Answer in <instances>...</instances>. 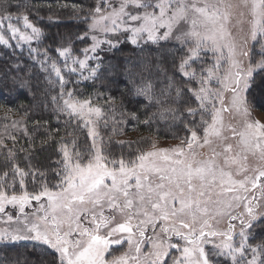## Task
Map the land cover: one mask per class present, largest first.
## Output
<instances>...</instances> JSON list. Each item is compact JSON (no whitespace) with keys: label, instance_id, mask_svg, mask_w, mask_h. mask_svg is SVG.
<instances>
[{"label":"snow or ice","instance_id":"1","mask_svg":"<svg viewBox=\"0 0 264 264\" xmlns=\"http://www.w3.org/2000/svg\"><path fill=\"white\" fill-rule=\"evenodd\" d=\"M12 6V0H0V48L14 56L27 46L57 90L50 102L57 122L64 118L65 134L50 130L48 121L34 122L30 132L28 111L17 119L18 109L0 104L10 121L0 131V264H264V236H257L264 221V121L253 116L257 76L264 81V0L59 5L84 25L76 38L90 43L80 55L71 43L42 47L44 30ZM122 43L141 52L172 45L180 78L150 55L105 67L100 53ZM22 71L20 63H9L0 74V93L8 81L30 87ZM111 72L125 77V91L143 98L145 110L156 111L141 121L115 96L95 91L81 98L69 87ZM185 115L191 119L184 123L186 135H174L179 143L160 147L158 137L117 141L129 149L148 145L127 156L114 154L111 137L101 131L122 135L126 117L150 125ZM42 127L41 145H57L56 168L32 163ZM80 133L86 134L83 143ZM21 242L31 245L34 258L25 253L9 262L5 253Z\"/></svg>","mask_w":264,"mask_h":264},{"label":"trees","instance_id":"2","mask_svg":"<svg viewBox=\"0 0 264 264\" xmlns=\"http://www.w3.org/2000/svg\"><path fill=\"white\" fill-rule=\"evenodd\" d=\"M91 2L92 0H12L13 6L10 8V11H27L30 19L44 30L45 38L43 44L41 45L42 47L50 45L52 48H56L62 45L67 46L69 43H71L75 54L80 55L79 50L90 43V41H80L76 38L80 33L84 31V25L73 18L71 8H61L59 7V5L77 4L88 7ZM17 4L20 5L19 8L16 7ZM49 5L51 6V11H49ZM37 12L38 16L42 17V19H38ZM49 15H52L54 19L49 20ZM53 26H55L56 29L61 30V33L59 34L60 36L57 34V31L56 35L52 34V31H50V27ZM74 28H76V30ZM33 46H36V42H33ZM167 46L168 45H164L163 48H159V51L157 52L158 46L153 45L146 48L144 52H141L130 43H122L120 44L118 49L101 52L100 55L104 59V66L108 67L109 65L113 64L124 65L127 58L137 59L143 55L156 57V54H159L156 58L160 60L162 68L167 70V74L169 76L175 75V77L179 79L180 77L178 72L176 71L172 56L170 58L171 54L163 52V50H166L164 48H168ZM27 52V46H25L24 50L16 49L13 56L11 49L0 48V74L3 73L4 69L8 66L9 63L15 64L18 62L24 69V71L20 72L19 75L24 79L29 80L30 82V87H19L12 85L11 81H8V87L4 89V92L0 93V104L6 103L8 104V106L14 109H18L17 113L19 115H22L25 111H28L29 116L27 119L30 132L33 131L34 122L40 121L41 124H43L44 121H48V128L50 130L59 128V136H63L65 134L63 123L64 118L61 117L59 123L57 122L55 113L52 111L53 106L50 102V97L52 95H56L57 90H54L48 85L47 81L45 80V74L40 71L38 65L33 63V61L29 58V55L26 54ZM51 54L53 56H56V53L54 51ZM181 54L182 53L176 54L175 60L177 63L179 55ZM12 74L15 75L16 73L13 72ZM109 77H114V80L110 79ZM72 79L76 80L77 77L73 76ZM257 79H259V77ZM259 82L262 86L261 92H263V94H260V99V97L257 95V92H255L254 87V95L257 101L255 106L258 108H263L264 106H262L261 101H264V81L260 79ZM163 86L164 78L163 76H161L160 81L156 84V87L159 89ZM69 87H76L81 98H87L95 91L102 92L105 95L110 94L112 96H115L117 98L118 106L122 101L123 108L126 109L127 112H135L139 116L141 121L146 119L152 112L156 111L155 107H149L147 108V110H145V103L142 98L130 96L125 91V77L122 74H117L115 72L105 73L99 80L96 81H81L77 85L70 84ZM119 111L120 108L118 107V119L120 118ZM2 113L3 110L0 109V114ZM186 118L187 116L185 115L181 119V122L183 123ZM125 119L127 120V122L123 125V128L130 129H124V131H130L134 135V138L131 141H139L140 138L145 137V135H147L148 137L156 135H162L165 137L168 136L167 134L169 132L181 127H174L173 124L177 120L173 122L170 119L168 121H164L157 118L154 119L150 125H144L128 117H126ZM4 123H8V121H5L3 119V116H0V131H3ZM170 124L173 126H171ZM44 131L45 129L42 127L35 135V150L31 153L32 163L35 166L39 167L41 170L48 169L47 167L50 163H53L55 160L59 159V156L56 153L57 145L55 143L41 145L40 141L46 138L43 135ZM101 131L106 140L111 137V143L109 144V147L114 154L119 155V153L123 152H125V154H129L130 151L132 152L137 147L136 143L132 144L131 149H129V146L127 144L121 146L115 139L116 135H111L110 129H101ZM18 136L20 137V143L27 147V139L24 138L22 134H18ZM59 136L56 137L57 140L59 139ZM80 137L82 143L86 141L85 133H80ZM9 146H11L10 143ZM20 160L21 166H25L23 154H21ZM54 165L56 168L57 165L55 163ZM261 227H264V224ZM257 236H264V232L258 231ZM30 247L31 246L16 245L15 248H9L5 254L7 255L9 262H11L17 256L23 257L25 253L27 254V257L29 259H33L34 254L28 252V248Z\"/></svg>","mask_w":264,"mask_h":264},{"label":"rangeland","instance_id":"3","mask_svg":"<svg viewBox=\"0 0 264 264\" xmlns=\"http://www.w3.org/2000/svg\"><path fill=\"white\" fill-rule=\"evenodd\" d=\"M75 30H76V28H74ZM50 31H52V34H54V35H56V31H57V34L59 35L60 33H61V30H59V29H56L55 28V26H53V27H50ZM60 36V35H59ZM14 43V42H13ZM153 46V45H152ZM168 48H164V49H166V50H163V52H165V53H169V54H171V52H173L174 51V49H173V47H172V45H168L167 46ZM23 50H24V48H23ZM160 50H162V49H160ZM159 51V49L157 50V52ZM156 52V53H157ZM26 54H28V52L26 53ZM158 55L159 54H156V57H158ZM171 56H172V54L170 55V58H171ZM172 58H173V56H172ZM258 58V57H257ZM174 59V58H173ZM210 62V61H209ZM179 74V73H178ZM85 75H87V73H85ZM259 76H257V78H258ZM256 78V84H255V92H257V95L260 97V99H261V95L260 94H263V92H261L262 91V89H261V84H260V77H259V79H257ZM143 99V98H142ZM144 101V100H143ZM144 103H146L145 101H144ZM145 105V104H144ZM192 106H195V105H192ZM4 115V113H2V114H0V116H3ZM19 114L18 113H16V118H19ZM253 116L255 117V118H257V119H260V120H262V121H264V107L263 108H258V107H256V106H254L253 107ZM191 119V117H188L187 116V118H186V120L185 121H183V123L181 122V119L180 120H177L173 125H174V127H180V128H178V129H175V130H173V131H171V132H169L167 135L168 136H162V135H156V136H150V137H158L159 138V146L160 147H169V146H172V145H175V144H177V143H179V139H176V138H174V135L175 136H177V137H179V136H184V135H186V133H185V131H184V123H186V122H188L189 120ZM197 119H198V117H197ZM180 121V122H179ZM8 122H10V121H8ZM182 123V124H181ZM171 125V124H170ZM173 125H171V126H173ZM110 129V128H109ZM123 129H130V128H123ZM134 135L130 132V131H123V134L122 135H116V137H115V139L117 140V141H125V140H129V141H131L134 137H133ZM145 137H148L147 135H145ZM148 145L146 144V143H144V144H137V147H147ZM136 147V148H137ZM120 149V148H119ZM119 149H118V151H119ZM133 152V154H134V152H135V149L132 151ZM119 154H121V153H119ZM123 154H125V152H123ZM116 155H118V154H116ZM126 156L128 155V154H125ZM48 169L49 168H55V165H54V162L53 163H50L49 165H48V167H47ZM264 224V221H261V223H260V225L258 226V228H257V235H258V231H259V228L262 226ZM18 245H25V246H31L30 244H28V242H21V243H19ZM124 248H126V245H124L123 246V248H120L118 251H117V253L116 254H119V251H123L124 250Z\"/></svg>","mask_w":264,"mask_h":264}]
</instances>
